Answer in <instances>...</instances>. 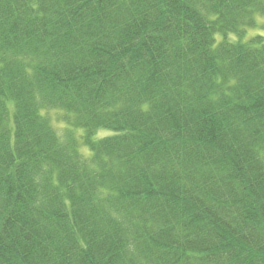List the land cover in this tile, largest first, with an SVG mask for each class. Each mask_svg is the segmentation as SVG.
I'll return each instance as SVG.
<instances>
[{"label":"trees","instance_id":"obj_1","mask_svg":"<svg viewBox=\"0 0 264 264\" xmlns=\"http://www.w3.org/2000/svg\"><path fill=\"white\" fill-rule=\"evenodd\" d=\"M257 16L0 0V264H264Z\"/></svg>","mask_w":264,"mask_h":264},{"label":"rangeland","instance_id":"obj_2","mask_svg":"<svg viewBox=\"0 0 264 264\" xmlns=\"http://www.w3.org/2000/svg\"><path fill=\"white\" fill-rule=\"evenodd\" d=\"M256 34H264V17L263 16H257V27L256 28H253L251 29L250 31H248V35L249 37L253 36V35H256ZM52 117H53V124L59 129V130H63V128L58 124L56 123V121L54 120L56 117H58L59 115L56 113V112H52L51 113ZM82 130H79V132H81ZM63 133V132H61ZM107 135H112V132H107V131H102L100 133V136L101 137H105ZM84 151V150H83ZM85 152V151H84Z\"/></svg>","mask_w":264,"mask_h":264}]
</instances>
